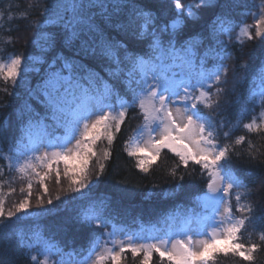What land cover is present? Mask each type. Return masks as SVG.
Returning <instances> with one entry per match:
<instances>
[{"label": "snow or ice", "instance_id": "1", "mask_svg": "<svg viewBox=\"0 0 264 264\" xmlns=\"http://www.w3.org/2000/svg\"><path fill=\"white\" fill-rule=\"evenodd\" d=\"M173 3L180 11L168 23L156 15L168 8L166 0H44L40 20L30 25L38 30L33 39L38 35L47 49L66 48L72 56H57L48 65L36 88H28L27 99L17 112L18 135H14V145L9 149L13 154L4 159L8 160L9 171L15 169L28 182L26 188H20L22 199L11 208L6 209L5 198L0 195V250L15 242L28 250L32 264H49L57 256L60 259L52 264H66L64 256L68 264H122L126 253L139 258L138 264H153L154 254L156 264H216L221 254H231L252 264L253 253L261 244L242 242L246 223H252V218L237 217L232 204L234 198L236 212L241 214L253 211L250 205L241 203L242 196L247 198L251 189L230 165L231 157L236 155L235 145L244 143L245 137H238L232 145L221 142L230 138V130H223L225 122H217L211 113L205 114L198 107H220L219 100L213 99L212 89L229 72L227 61L231 54L227 48L236 26L230 9L235 0H197L187 7L181 0ZM246 7V15L254 23L242 22L236 39L264 37V0L260 4L252 0ZM252 8L257 11H251ZM194 9L214 18L204 25L202 33L181 42L182 18H197ZM205 40L208 46L201 54L199 49ZM209 60L216 61L211 68L207 66ZM257 60L258 64L239 66L231 92L238 96L247 79L245 73H251L248 101L253 107L249 112L255 110L256 104L261 112L243 127L260 133L264 131V52ZM30 64L28 57H9L6 63L0 62V79L11 82L14 88L20 87L31 71H39L30 68ZM223 91L221 87L215 88L217 95ZM130 109H139L143 119L125 147L128 156L136 158V167L147 173L149 161L167 150L178 157L177 168L183 165L188 169L190 162L199 166L207 187L197 197L204 214L186 218L179 229L170 228L163 235L143 227L135 231H106L111 224L107 215L110 201L93 196L105 171L101 161L111 157L109 148ZM242 118L243 113L233 127ZM0 137L4 133L0 132ZM101 140L107 142L108 148L98 156L95 149ZM21 143L25 145L24 151L16 147ZM139 153L147 155L141 157ZM93 158L96 168H90ZM172 175H176L175 170ZM179 178L183 180V176ZM49 180H54L58 187L67 181V192L78 194L70 200L89 201L75 221L93 229L90 246L82 259L76 257L84 250L64 252L41 233L26 237L24 232L13 230L14 223L32 216L29 210L33 181L42 189L35 198L36 208L41 210L36 215L51 214L59 207L50 195ZM55 200L61 201V196L57 194ZM65 224L70 226L73 221L67 220ZM259 240L264 244V232ZM32 249H36L37 255H31ZM38 256L44 257L43 262Z\"/></svg>", "mask_w": 264, "mask_h": 264}, {"label": "trees", "instance_id": "2", "mask_svg": "<svg viewBox=\"0 0 264 264\" xmlns=\"http://www.w3.org/2000/svg\"><path fill=\"white\" fill-rule=\"evenodd\" d=\"M220 2L222 3L223 0ZM251 2L252 0H235V6L230 9V17L236 26L232 32V41L227 48V52L231 54V59L227 61L229 72L226 77H222L221 84L215 85L212 89L213 99L219 100L220 107L214 109H208L202 105H198V107L205 114L211 113L217 122L220 120L225 122L223 130H230V138L227 141L221 140V142L232 145L238 137H245L244 143L235 145L236 155L231 157L230 165L235 174L249 185L251 194L247 198L242 196L241 203L250 205L253 211L245 214L236 212L234 198L232 200L233 211L237 217L249 215L252 218V223H246L247 230L243 233L244 240L242 242L261 244V247L253 253L252 264H264V244L259 240L260 234L264 232V131L249 132L243 127V124L251 122L253 116L259 117L261 112L259 104L255 105L254 111L249 112V109L253 107L248 101V97L251 95V73H245L247 79L239 89L238 96L231 92L239 66L258 64L257 58L264 52V37H256L253 40L236 39L243 23H254L253 18L246 15L249 10L246 5ZM166 3L168 8L163 13L157 12L156 15L162 17L163 21L171 23L177 18L175 13L180 10L175 9L173 0H166ZM181 3L187 7L195 5L197 0H181ZM255 3L260 4L261 0H255ZM43 4L44 0H0V62L6 63L9 57L20 55L31 60L30 68L39 69V71H31L20 87L14 88L11 82L6 83L0 79V132L4 133V137H0V167L3 168V173L0 174V183L3 184V187L0 188V195L5 198L6 209L11 208L22 199L24 194L20 192V188H26L28 182V178L21 179L15 169L9 171L8 160L4 159L5 156L13 154L9 149L14 145V135H18L15 133L18 123L17 112L23 106L24 100L27 99L28 88H36L48 65L57 56H72V51L66 48L47 49L38 35L33 39L38 30L30 25H35L40 20L39 13L42 11ZM194 11H197V18H182L181 42L189 36L202 33L204 25L210 18H214L197 9ZM251 11L255 12L257 9L252 8ZM221 38L227 40V37ZM207 46L208 41L205 40L204 45L199 49L201 54ZM214 63L216 61L209 60L207 66L211 68ZM101 75L105 79L108 78L104 72H101ZM216 87H221L224 91L217 95L215 94ZM241 113H243V118L240 124L233 127L237 124V120H240ZM142 123L143 119L139 115V109L135 112L130 109L125 123L121 125V130L115 134V140L109 148L112 153L111 157L106 161H101L105 164V171L100 177L93 196L110 201L107 215L111 219V224L105 229L106 231L111 230L114 224L122 225L125 230H132L140 226L164 229L167 223L172 224V217H182L190 212L198 213L201 210L197 197L207 191V187L204 178L200 175L199 166L190 162L188 169H184L183 165L177 168L178 157L174 153L164 150L156 160L149 161V171L145 173L136 167V158L128 156L125 147ZM5 129L9 131L6 132ZM56 135H60V133L57 132ZM101 141V147L108 148L107 142ZM16 147L20 151L25 150L24 143L16 145ZM138 155L146 156L143 153ZM96 167L97 163L93 168ZM173 170H175V176L172 175ZM181 176H183V180L179 178ZM253 180H256V183H251ZM35 184L37 185L33 181V189H35ZM12 188H15L16 191L12 192ZM49 188L54 205L59 207L54 209L51 214L36 215L41 210L36 208L34 202L38 195L33 193L32 208L29 210L32 216H26L19 224L14 223L13 230L24 232L26 237L34 232L41 233L64 252L84 250L76 257L77 259L83 258L90 246L93 229L88 226H79L75 221L89 201L70 200L69 197L78 194L67 192V181L62 182V187H58L54 180H49ZM35 191L39 192L40 188H36ZM239 191L243 193L245 189H239ZM57 194L61 196V201L55 200ZM46 207L52 206L46 205ZM67 220H72L73 224L66 225L65 221ZM31 255H37L36 249L31 250ZM126 256L127 259L123 260L122 264H138L139 258L134 259L131 253H126ZM66 258L67 256H64V259ZM38 259L43 262L44 257L38 256ZM57 259L60 257L51 258L49 264ZM156 260L157 256L154 254L153 264H156ZM0 264H32V262L28 250L18 247L13 242L10 246L0 250ZM216 264H248V262L233 257L231 254L227 257L221 254Z\"/></svg>", "mask_w": 264, "mask_h": 264}, {"label": "rangeland", "instance_id": "3", "mask_svg": "<svg viewBox=\"0 0 264 264\" xmlns=\"http://www.w3.org/2000/svg\"><path fill=\"white\" fill-rule=\"evenodd\" d=\"M135 119H136V115H135ZM101 142H102V141H98V142H97V146H96V149H95L96 152H97V155H98V156H101L102 153H103V150H104V149L101 147ZM143 154L147 155V153H143ZM94 161H95V162H94ZM93 162H94V165H95V163H96V158H93V161H92V163L90 164V168H93V166H94V165H93ZM61 167H63V162H61ZM48 183H49V181H48ZM34 186H35V189H36V188H39V185H38V184H37V185L35 184ZM35 189H33V193H34V194H37V195H40V193L42 192V191H41L42 189H40L39 192H36ZM34 203H36V201H35ZM171 215H172V214H171ZM112 228H113V227H112ZM114 228H116V229H123V230H124V228H123L122 226H118V225H114ZM143 228L146 229V230L149 229V228H147V227H143ZM153 229H154V228H153ZM156 229H157V228H156ZM154 230H155V229H154ZM121 238H122V234H121ZM108 246L111 247V246H112L111 243H109ZM65 262H66V264H68V260H66Z\"/></svg>", "mask_w": 264, "mask_h": 264}]
</instances>
